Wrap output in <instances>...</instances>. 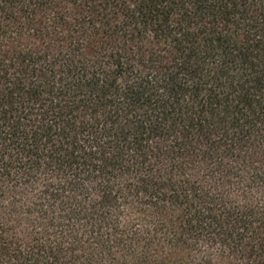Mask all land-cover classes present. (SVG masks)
<instances>
[{"label": "trees", "instance_id": "obj_1", "mask_svg": "<svg viewBox=\"0 0 264 264\" xmlns=\"http://www.w3.org/2000/svg\"><path fill=\"white\" fill-rule=\"evenodd\" d=\"M0 264H264V0H0Z\"/></svg>", "mask_w": 264, "mask_h": 264}]
</instances>
